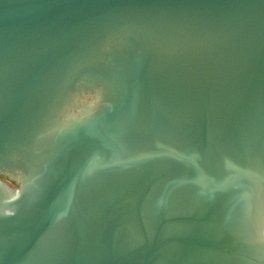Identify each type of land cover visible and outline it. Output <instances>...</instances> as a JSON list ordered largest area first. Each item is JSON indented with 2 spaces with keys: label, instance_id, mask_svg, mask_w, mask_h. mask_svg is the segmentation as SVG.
Returning <instances> with one entry per match:
<instances>
[{
  "label": "water",
  "instance_id": "obj_1",
  "mask_svg": "<svg viewBox=\"0 0 264 264\" xmlns=\"http://www.w3.org/2000/svg\"><path fill=\"white\" fill-rule=\"evenodd\" d=\"M0 264H264V0H0Z\"/></svg>",
  "mask_w": 264,
  "mask_h": 264
}]
</instances>
